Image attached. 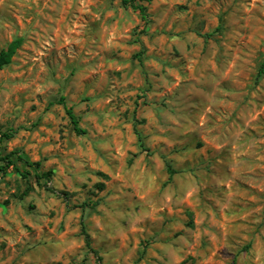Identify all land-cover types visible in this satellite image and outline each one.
Returning a JSON list of instances; mask_svg holds the SVG:
<instances>
[{"label":"rangeland","instance_id":"1","mask_svg":"<svg viewBox=\"0 0 264 264\" xmlns=\"http://www.w3.org/2000/svg\"><path fill=\"white\" fill-rule=\"evenodd\" d=\"M147 12L0 0V264H264V0Z\"/></svg>","mask_w":264,"mask_h":264},{"label":"trees","instance_id":"2","mask_svg":"<svg viewBox=\"0 0 264 264\" xmlns=\"http://www.w3.org/2000/svg\"><path fill=\"white\" fill-rule=\"evenodd\" d=\"M121 1L123 5L130 6L135 11H138L143 19H146L148 17L147 6L148 3H150L152 0H121ZM23 40H24L23 36H16L5 47L0 49V69L8 66L13 62V57L16 54L18 48L22 45ZM263 73H264V61L262 62L258 70V75H261ZM58 102L63 103L65 105L66 112L69 115L76 132L78 134L85 133L86 130L80 127L79 125V118L75 115L72 108L67 105L65 101V96L61 95L60 98L58 99ZM4 135L10 137L12 133L5 132ZM139 137L141 139L140 134ZM19 163H24L28 167L22 168ZM39 163H40L39 161H35V162L29 161L18 150H12L4 154H0V173H5L7 169L12 168L14 170H17L22 176L27 177L28 174H30L31 172L29 167H32L34 168V175L37 178L38 184L41 186H45L46 189L54 192L55 191L54 188L48 185V182L51 181L52 179L53 171L51 169L40 170ZM168 168L171 173L175 172V170L171 167V165H168ZM103 186L104 185L101 184V187ZM83 230H84L85 241L88 249L97 256L98 264H102L101 262L102 256L99 255L98 250L92 245L89 233L85 229Z\"/></svg>","mask_w":264,"mask_h":264}]
</instances>
